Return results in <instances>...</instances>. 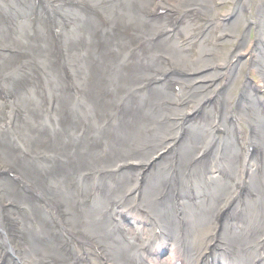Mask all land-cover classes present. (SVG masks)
Returning a JSON list of instances; mask_svg holds the SVG:
<instances>
[{"label":"bare ground","instance_id":"bare-ground-1","mask_svg":"<svg viewBox=\"0 0 264 264\" xmlns=\"http://www.w3.org/2000/svg\"><path fill=\"white\" fill-rule=\"evenodd\" d=\"M51 1H54L55 4L57 3L56 0ZM106 1L110 0H83L84 8L82 10V15L73 8H68L59 4L67 10L68 15L73 20V25L65 33L69 41L76 36L79 29H82L84 34L92 31L96 24L95 17L97 14V6H100L102 9L104 7L109 12L112 24L116 28H121L132 23L143 32L150 28L149 25L151 22L143 19L138 12V8L142 7L148 0H114L105 5ZM189 4V2L183 1L181 5L187 6ZM0 8L8 9L12 12L16 16L17 23L16 34L9 35L10 31L7 32L0 18V42L10 41L15 45L24 48L27 53L26 57L37 59L45 65L52 66L53 61L48 56V49L50 46L48 35L43 29L38 26L35 30V38L33 40L28 38L30 14L29 0H0ZM19 16H22V18L20 19ZM235 21H238V18H236ZM213 38L214 34L211 30H208L200 40L202 46L197 57L191 56L185 51H179L176 49L173 45V40H161L154 46V50L160 52L166 50L168 47H172L174 49L171 48L169 53L178 63L193 69H198L201 65L204 66L215 57L224 56L225 54L222 51L220 52L215 49V46L212 43ZM86 47L87 43L85 42V49ZM70 48L73 47L70 46ZM75 50L79 52L78 49ZM70 52L73 55L70 62H74L78 73L76 78L78 80L80 78L84 90L88 93L86 99L94 100V96H92L94 89L93 72L91 68L86 65L85 57H78L73 54L72 51ZM206 52H210V54H204ZM12 66L11 57L7 54H2L0 56V73L6 69L12 70ZM256 70L260 82L264 83V57L260 58V64L257 66ZM84 71H86V73ZM141 75L142 69L137 66L135 59L123 64L116 63L114 82H116L117 87H122L133 79H138ZM52 76L57 93L54 97H49L45 100L47 95L43 90L39 91V94H37L39 102L35 104L33 103L31 109H28V111L31 112L28 117L29 121H32L33 123H28V118H24L21 122L16 123L11 131L5 132L6 138L12 133L20 134L19 143L21 149L19 150V158L16 160L22 162L24 172H27L29 175L27 183L25 184L26 187H29L34 181L36 167L40 165L41 162L45 163L47 161V154L49 153L53 142L55 125L61 119L62 112L56 111V109L52 112V107L48 105V102L50 101V103H54L53 108H57V106H60L61 104L64 105V102L67 100L66 91H64L63 85L61 86L59 79L55 77L54 72H52ZM188 84H190V82ZM217 86L218 84L215 83L212 86V89L215 90ZM202 88L203 87L199 86H190L188 92L192 96L199 94L201 97H204L205 92H201ZM169 95L170 93L162 85L157 86L151 92L146 106L152 116L148 122H142L140 120H123L118 132L117 142L114 143V141H110L105 150V163L112 165L115 159L140 163L152 158L163 147L167 142L164 139L172 132L173 126L172 123L163 122V118L170 115L169 106L165 101L169 98ZM220 97V95L215 96V99ZM21 106L23 105L21 104ZM207 113H210L208 121L211 124H214L215 128L216 120L213 111L210 110L207 111ZM254 118L260 126V122L255 115ZM257 138L260 139V136L258 135ZM133 140L138 141L139 146L141 147V150L138 153H134L130 149V142ZM196 152L197 147L194 146V143H181L180 160L186 158L189 160L191 155ZM41 154H43V156H41ZM235 157L236 153L233 150H229L226 153V158L229 162L234 161ZM0 158L5 161H12V155L2 149H0ZM31 163L32 166L29 167ZM196 166L197 165H195V167ZM210 177L213 180V183L210 184L212 187L210 193H212L216 177L213 173H211ZM241 178L243 177L233 179L229 183L227 199L223 204V211L214 235L213 250L211 253L212 258L216 263L220 258L239 260L243 264H264V190L255 189V185L259 182V179L257 177H250V188L243 189L242 192H245L246 197L250 196L251 198H253L254 194L255 199L245 205L237 199L239 184H241L237 181ZM0 184L7 190H11L12 188L3 180ZM218 191L219 188L216 189V192ZM188 194L192 195L193 193ZM25 199L26 194H21L20 200L24 201ZM19 217L22 218L21 216ZM199 223H201V221H199ZM192 246H194V244Z\"/></svg>","mask_w":264,"mask_h":264}]
</instances>
